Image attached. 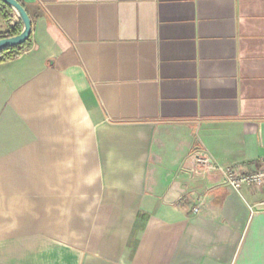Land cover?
<instances>
[{"label": "crops", "instance_id": "0c3cea01", "mask_svg": "<svg viewBox=\"0 0 264 264\" xmlns=\"http://www.w3.org/2000/svg\"><path fill=\"white\" fill-rule=\"evenodd\" d=\"M17 1L0 264H264V0Z\"/></svg>", "mask_w": 264, "mask_h": 264}, {"label": "built area", "instance_id": "2783aa9c", "mask_svg": "<svg viewBox=\"0 0 264 264\" xmlns=\"http://www.w3.org/2000/svg\"><path fill=\"white\" fill-rule=\"evenodd\" d=\"M17 23H19L18 20H13V23H11L10 26ZM196 163L205 166L206 168L219 171L225 185L230 187L236 193H239L243 186L264 190V163L261 164L258 170L250 173H244L235 168L217 167L204 155L197 156ZM262 205H264V202ZM193 211L196 212V209Z\"/></svg>", "mask_w": 264, "mask_h": 264}, {"label": "trees", "instance_id": "16d2710c", "mask_svg": "<svg viewBox=\"0 0 264 264\" xmlns=\"http://www.w3.org/2000/svg\"><path fill=\"white\" fill-rule=\"evenodd\" d=\"M12 15V10L6 5H4L2 2H0V17L6 26V29L0 33V39L11 38L20 34L22 29L20 22L17 24H13V26H10L11 23H13ZM30 38L31 35L29 39L21 46L0 51V63L11 61L20 57L23 52L29 48Z\"/></svg>", "mask_w": 264, "mask_h": 264}, {"label": "water", "instance_id": "95a60500", "mask_svg": "<svg viewBox=\"0 0 264 264\" xmlns=\"http://www.w3.org/2000/svg\"><path fill=\"white\" fill-rule=\"evenodd\" d=\"M0 2H2L12 10L22 26L19 35L11 38L0 39V51H3L9 48L23 45L31 35L32 26L27 11L17 0H0Z\"/></svg>", "mask_w": 264, "mask_h": 264}, {"label": "rangeland", "instance_id": "374dc122", "mask_svg": "<svg viewBox=\"0 0 264 264\" xmlns=\"http://www.w3.org/2000/svg\"><path fill=\"white\" fill-rule=\"evenodd\" d=\"M12 19L13 20H18V18L16 17V15L13 13V15H12ZM19 21V20H18Z\"/></svg>", "mask_w": 264, "mask_h": 264}]
</instances>
